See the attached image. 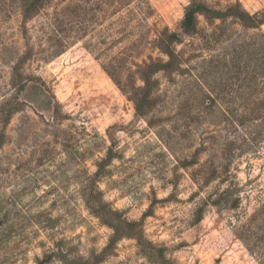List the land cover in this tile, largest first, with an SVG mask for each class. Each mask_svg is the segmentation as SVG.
Here are the masks:
<instances>
[{"label": "rangeland", "instance_id": "374dc122", "mask_svg": "<svg viewBox=\"0 0 264 264\" xmlns=\"http://www.w3.org/2000/svg\"><path fill=\"white\" fill-rule=\"evenodd\" d=\"M58 1L24 23L0 0V264H264V24L200 15L184 35L191 0H148L130 37L105 33L124 11L56 53Z\"/></svg>", "mask_w": 264, "mask_h": 264}, {"label": "trees", "instance_id": "16d2710c", "mask_svg": "<svg viewBox=\"0 0 264 264\" xmlns=\"http://www.w3.org/2000/svg\"><path fill=\"white\" fill-rule=\"evenodd\" d=\"M52 2L53 0H19L18 4L23 14V22L27 23ZM133 3H137L135 8L130 7ZM55 6L49 27L53 31L57 46H62L61 49L55 51L56 53L63 51L69 45V39L85 38L91 32V28L97 25H104L105 22L124 11H126V14L119 16L115 21L113 20L106 27L105 33L109 32V30L113 31L115 25H119L120 28L115 30V33L122 35V39L130 37L136 27L149 19L153 11L148 0H60ZM200 15H204L208 20L226 16L234 17L243 22L249 20L251 22L249 26L257 28L264 24V18H260L261 13L251 14L243 7L240 1L230 4L225 11H221L210 8L202 1L191 0L181 25L184 35L198 33ZM152 30L159 33L158 39L154 41L156 48H159L163 54L168 56V60L164 65L174 67L181 64L183 56L182 54H177L174 47L179 42V33L170 31L168 26L161 31L158 28H152ZM106 40L107 38H103L100 42L107 43ZM26 55H31V50H28ZM162 61H164L162 58L155 59L153 55H149L142 64L138 65L139 74L145 81V87H132L133 89L129 91V98L135 102L137 112L141 115L143 114L142 106L144 102H147V100L149 102L150 100V76L160 66L157 63ZM114 79L116 80L115 77ZM123 91L127 93L125 89Z\"/></svg>", "mask_w": 264, "mask_h": 264}]
</instances>
